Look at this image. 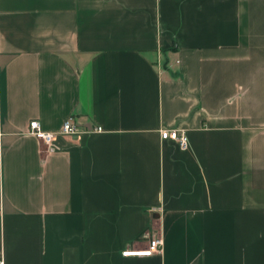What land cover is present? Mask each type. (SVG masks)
Wrapping results in <instances>:
<instances>
[{
    "label": "crops",
    "instance_id": "0c3cea01",
    "mask_svg": "<svg viewBox=\"0 0 264 264\" xmlns=\"http://www.w3.org/2000/svg\"><path fill=\"white\" fill-rule=\"evenodd\" d=\"M0 258L264 264V0H0Z\"/></svg>",
    "mask_w": 264,
    "mask_h": 264
},
{
    "label": "built area",
    "instance_id": "2783aa9c",
    "mask_svg": "<svg viewBox=\"0 0 264 264\" xmlns=\"http://www.w3.org/2000/svg\"><path fill=\"white\" fill-rule=\"evenodd\" d=\"M97 131H102V127H98ZM28 132L34 135L42 144L52 147L55 139L56 133L52 131L44 130L40 121L38 119H32L28 125ZM80 133V125L75 121L73 116L68 117L62 127L60 132L61 135H72ZM162 138L171 139L178 143L181 149L185 150L189 146V137L185 131L178 129H163ZM163 240L161 237L156 236L150 240L149 246L146 249L137 251H126L124 255L126 256H138L142 255H152L159 253L162 250ZM0 264H4V260L0 258Z\"/></svg>",
    "mask_w": 264,
    "mask_h": 264
},
{
    "label": "bare ground",
    "instance_id": "6f19581e",
    "mask_svg": "<svg viewBox=\"0 0 264 264\" xmlns=\"http://www.w3.org/2000/svg\"><path fill=\"white\" fill-rule=\"evenodd\" d=\"M138 255V254H137ZM140 255H142V254H140Z\"/></svg>",
    "mask_w": 264,
    "mask_h": 264
}]
</instances>
